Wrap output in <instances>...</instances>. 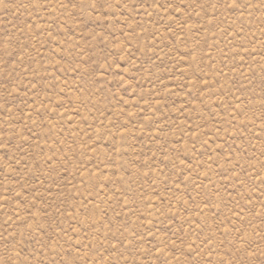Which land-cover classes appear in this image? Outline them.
Masks as SVG:
<instances>
[{
	"label": "rangeland",
	"instance_id": "obj_1",
	"mask_svg": "<svg viewBox=\"0 0 264 264\" xmlns=\"http://www.w3.org/2000/svg\"><path fill=\"white\" fill-rule=\"evenodd\" d=\"M0 264H264V0H0Z\"/></svg>",
	"mask_w": 264,
	"mask_h": 264
}]
</instances>
